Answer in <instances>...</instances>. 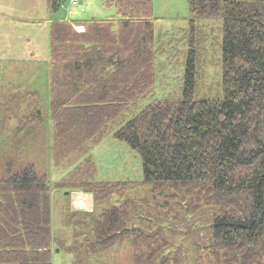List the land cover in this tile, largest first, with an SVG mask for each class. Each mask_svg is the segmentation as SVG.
<instances>
[{
    "label": "trees",
    "instance_id": "trees-1",
    "mask_svg": "<svg viewBox=\"0 0 264 264\" xmlns=\"http://www.w3.org/2000/svg\"><path fill=\"white\" fill-rule=\"evenodd\" d=\"M101 2L117 18L78 23L82 33L65 21L49 23L46 104L40 89L1 90L0 137L9 131L18 148L50 132L53 166L72 167L50 184L21 159L24 151L3 155L0 264H52L55 248L72 264H91L123 240L138 248L129 264H264V0H186L191 27L221 22L220 87L213 99L195 98L191 53L179 97L142 108L156 79L153 0ZM66 3L47 0V10ZM108 130L139 155L141 182L96 180L84 155ZM134 185L146 186L142 198L109 205L119 186ZM52 190L66 200L60 221L71 231L67 245L52 228ZM72 191L91 194L95 209L71 212L64 192ZM131 202L175 217L208 213L206 242L194 244L185 261L169 254L161 230L128 224Z\"/></svg>",
    "mask_w": 264,
    "mask_h": 264
},
{
    "label": "rangeland",
    "instance_id": "rangeland-1",
    "mask_svg": "<svg viewBox=\"0 0 264 264\" xmlns=\"http://www.w3.org/2000/svg\"><path fill=\"white\" fill-rule=\"evenodd\" d=\"M153 14V66L156 79L147 98L141 105L139 104L141 108L153 100L173 101L179 97L186 60L191 58V53L197 73L195 98H215L221 82V22L200 19L191 27L186 0H153ZM59 16H62L61 19L66 16L65 22L70 24L73 30L76 29L75 23L89 21L92 17L97 20L117 18L116 9L105 8L101 0H80L76 6L64 7L55 14L47 10V0H0V94L2 88L8 87H11V92L40 89L41 96L45 98V104L47 103L48 97L45 96L48 88L43 85L46 80L44 73L48 69L47 34L49 23ZM70 20L75 23L71 24ZM4 38L11 40L7 44V49L3 45ZM2 101L1 96L0 103ZM36 132L39 133L40 129ZM44 132L41 131L35 141H29L28 137L19 141L17 148L9 139V131H6L0 137V166L1 162L5 163L3 155L6 153L5 158L10 160L14 158L13 149H17L19 153L24 151L20 154L22 160L32 162L38 173L45 172L49 175L50 184L57 182L72 166L67 163L58 167L52 165L49 158L52 137L50 132L44 136ZM84 157H88L95 164L97 181L139 183L143 180L139 155L125 143L114 140L109 130L97 144L89 148ZM1 172L2 166L0 176ZM118 188L111 195L109 205L126 198L135 201L142 198L147 190L146 186L137 185ZM56 192L59 200L56 205L52 197V228L55 236L67 245L70 242L71 231L61 226L62 214L59 213L61 208L66 206V200L60 195V191ZM56 192H52V196ZM73 192H68L69 209L77 196V191ZM131 204L132 202L128 207L130 212L128 224L134 226L133 229L142 225L153 231L161 230L169 240V254L181 255L185 261V253L189 255L194 253V244L206 242V228L211 218L208 213L187 215L185 211H180L179 216L175 217L176 214H166L165 210L140 206L133 208ZM130 208L136 211L133 212ZM148 217L150 224L145 222L148 221ZM136 251H138L136 246L123 240L102 256L92 258L90 262L129 264L130 255ZM54 253L57 256L52 257L53 264H72L71 256L64 251L55 248Z\"/></svg>",
    "mask_w": 264,
    "mask_h": 264
},
{
    "label": "crops",
    "instance_id": "crops-1",
    "mask_svg": "<svg viewBox=\"0 0 264 264\" xmlns=\"http://www.w3.org/2000/svg\"><path fill=\"white\" fill-rule=\"evenodd\" d=\"M68 6V3H66L64 6H62L61 7V9H63L64 7H67ZM56 13V12H55ZM55 13H52V14H55ZM61 17L62 16H59L56 20H53V21H66L65 20V18H67L66 16L63 18V19H61ZM91 20H95V21H105V20H107V19H102V20H97V19H94V17H92L91 18ZM68 21V20H67ZM69 22H71V24H73V23H75L74 21H69ZM75 25H78V23H75ZM73 28V27H72ZM84 30H85V28H84ZM75 31V30H74ZM75 32H77V31H75ZM79 33V32H78ZM80 33H82V32H80ZM9 41H11V40H9V39H7V38H4V46L6 47V49H7V44H9ZM53 165V164H52ZM56 192V190H52V192ZM52 192H51V194H50V196H51V201H52V197H53V199H54V201L56 202V205H57V200H59V199H57L58 197H59V195H58V193L56 192V193H54L53 194V196H52ZM66 193V192H65ZM64 193V196H66L67 194H65ZM68 193V192H67ZM71 193H74L73 191L71 192ZM76 194H77V196H80V197H78L79 199V201H75L76 199H73V203L71 202V205H70V211L71 212H91V211H93L94 209H95V206H94V203H93V197H92V195L91 194H87V193H84V192H76ZM61 195V194H60ZM62 197H63V195H62ZM73 197V196H72ZM80 198H85L84 200H81ZM56 199V200H55ZM63 205V204H62ZM64 206V205H63ZM71 208H72V210H71ZM53 210V209H52ZM62 210H63V208H61V210H60V212L59 213H61L62 212ZM55 256H57V255H55V253H54V255L52 256V257H55ZM69 256V255H68ZM53 264V263H52Z\"/></svg>",
    "mask_w": 264,
    "mask_h": 264
},
{
    "label": "built area",
    "instance_id": "built-area-1",
    "mask_svg": "<svg viewBox=\"0 0 264 264\" xmlns=\"http://www.w3.org/2000/svg\"><path fill=\"white\" fill-rule=\"evenodd\" d=\"M80 0H67L68 6H76ZM75 26V25H74ZM75 31L84 32V26L81 24L76 25Z\"/></svg>",
    "mask_w": 264,
    "mask_h": 264
},
{
    "label": "bare ground",
    "instance_id": "bare-ground-1",
    "mask_svg": "<svg viewBox=\"0 0 264 264\" xmlns=\"http://www.w3.org/2000/svg\"><path fill=\"white\" fill-rule=\"evenodd\" d=\"M78 197H80V196H76L74 199H76L75 201L77 202V201H79L78 199ZM81 200H84L85 198H80Z\"/></svg>",
    "mask_w": 264,
    "mask_h": 264
},
{
    "label": "water",
    "instance_id": "water-1",
    "mask_svg": "<svg viewBox=\"0 0 264 264\" xmlns=\"http://www.w3.org/2000/svg\"><path fill=\"white\" fill-rule=\"evenodd\" d=\"M65 194H68L67 192Z\"/></svg>",
    "mask_w": 264,
    "mask_h": 264
}]
</instances>
